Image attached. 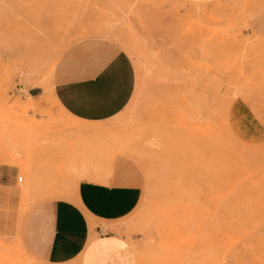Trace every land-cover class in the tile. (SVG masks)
<instances>
[{
    "label": "rangeland",
    "instance_id": "rangeland-1",
    "mask_svg": "<svg viewBox=\"0 0 264 264\" xmlns=\"http://www.w3.org/2000/svg\"><path fill=\"white\" fill-rule=\"evenodd\" d=\"M86 39L125 51L141 84L100 123L52 94ZM84 150L107 171L125 158L143 194L102 225L114 251L66 264H264V0H0V182L15 181L0 184V264H50L26 221L74 192Z\"/></svg>",
    "mask_w": 264,
    "mask_h": 264
},
{
    "label": "crops",
    "instance_id": "crops-1",
    "mask_svg": "<svg viewBox=\"0 0 264 264\" xmlns=\"http://www.w3.org/2000/svg\"><path fill=\"white\" fill-rule=\"evenodd\" d=\"M116 47L107 40L86 39L68 49L57 65L52 77V94L59 106L72 118L86 123L105 122L117 116L129 104L135 87L126 99L121 97L123 107L114 105L117 110L109 109V115H83L70 107L65 99L66 89L72 85L61 77L69 73H88ZM126 57L130 58L128 54ZM128 62L133 70L131 79L135 85V69L131 58ZM87 156V171L97 177H88L86 181L81 178L69 197L40 203L27 218L24 234L27 246L33 254L50 264L69 263L85 252L92 256L95 252L114 251L118 235L110 228L105 233L102 225L123 220L141 201L143 192L133 182V169L129 161L117 157L107 171L108 163L104 161V156ZM0 184H15V181ZM96 227L101 241L91 245L93 228Z\"/></svg>",
    "mask_w": 264,
    "mask_h": 264
},
{
    "label": "snow or ice",
    "instance_id": "snow-or-ice-1",
    "mask_svg": "<svg viewBox=\"0 0 264 264\" xmlns=\"http://www.w3.org/2000/svg\"><path fill=\"white\" fill-rule=\"evenodd\" d=\"M130 58L119 48H113L104 61L94 65L86 74L69 73L61 77L72 86L66 89V103L83 115H109V109L116 111L114 105L123 107L121 97L133 87L140 88L137 78L133 85ZM85 181L87 176L82 177Z\"/></svg>",
    "mask_w": 264,
    "mask_h": 264
},
{
    "label": "bare ground",
    "instance_id": "bare-ground-1",
    "mask_svg": "<svg viewBox=\"0 0 264 264\" xmlns=\"http://www.w3.org/2000/svg\"><path fill=\"white\" fill-rule=\"evenodd\" d=\"M90 33V32H89ZM99 33V32H98ZM91 34V33H90ZM105 34V33H104ZM92 35H94V34H91L90 36H92ZM111 35V34H110ZM127 41H125V43H126ZM127 44V43H126ZM60 108L65 112V110L63 109V107L62 106H60ZM62 111V112H63ZM82 159H81V161L79 162V164H74V165H72V169H73V171L76 173V174H79V176L80 177H84V176H87V177H89V178H91L90 177V174H89V172L87 171V169H88V156H87V150H84L83 152H82ZM99 161V160H98ZM22 177V176H21ZM19 178H20V176H19ZM23 178V177H22ZM18 181H19V179H18ZM23 181V180H22ZM22 181H19V182H22ZM37 187V186H36ZM22 192L23 193H26V190L24 189V187L22 188ZM57 194V193H56ZM40 198V197H39Z\"/></svg>",
    "mask_w": 264,
    "mask_h": 264
},
{
    "label": "built area",
    "instance_id": "built-area-1",
    "mask_svg": "<svg viewBox=\"0 0 264 264\" xmlns=\"http://www.w3.org/2000/svg\"><path fill=\"white\" fill-rule=\"evenodd\" d=\"M22 180H23V178H22V177H20V178H19V181H22Z\"/></svg>",
    "mask_w": 264,
    "mask_h": 264
}]
</instances>
